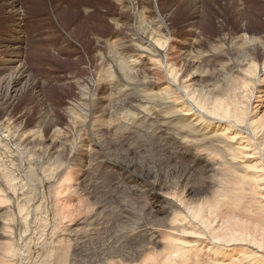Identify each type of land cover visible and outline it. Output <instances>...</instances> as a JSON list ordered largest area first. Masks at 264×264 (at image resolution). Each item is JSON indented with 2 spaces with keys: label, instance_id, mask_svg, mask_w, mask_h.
I'll use <instances>...</instances> for the list:
<instances>
[{
  "label": "rangeland",
  "instance_id": "1",
  "mask_svg": "<svg viewBox=\"0 0 264 264\" xmlns=\"http://www.w3.org/2000/svg\"><path fill=\"white\" fill-rule=\"evenodd\" d=\"M9 1L10 0L7 1L6 6L13 3ZM14 1L16 4H14L11 10L6 9L2 3L0 5V65L4 58L9 61L11 60L12 64L9 70L0 71V137L2 136L0 138V142L2 143H0V157L2 158V160L0 159L2 161L0 162V170H8L7 172L10 170L9 173L11 175L14 173L16 174L17 172L20 175L17 174L16 176L14 174V176H16L15 179L13 178L14 181L21 180L23 183L17 181V183H19V185H17L20 188L18 189L16 186L17 188L15 189L18 194L16 196L19 200H16V202L14 201L12 204V201L8 199V195L3 194L5 192L7 193L9 190L7 186H5L4 180L1 176L0 180H3L2 183L4 185L0 183V191L2 190L0 192V198H3L5 195L7 197L3 198L5 205L2 199H0V215L5 214L0 217L1 219L4 221L6 219L11 226L14 227V222L16 221V207L14 204L20 201L19 204H23H17L22 210L24 209L29 216L26 227H29L31 217L41 216L39 217L43 221L42 223L39 222L38 230H34L37 234L39 233V230L45 231L46 229H53V226L56 227L54 230L57 231L58 229V234H62L60 236V238L63 237L62 239H67L68 236L65 234L69 235V231L72 232L76 230V232H86V235L84 236L73 237L72 235L71 238L68 237L71 241L75 242L76 240L75 244L78 243L84 246L82 250L86 251L85 254L79 251V254L82 255L81 258H87L86 255L100 256L103 252L104 246H106V251L103 253L105 254L108 252L109 255H117L118 253V255L126 253L129 254V256L134 255L133 251L138 252V247L141 248V246L155 248L153 252L158 254L160 252V247H157L156 243L153 242H156L160 238L155 239L156 236L154 233L156 231L160 234L164 233L170 217L166 214H160L157 210H149V189L145 186L143 188L135 182L129 183L119 172L115 170L113 171L107 166L108 161L116 159H125L126 162L131 161V164L135 167L137 166V171L149 172L152 181L160 183L162 185V192L168 195L169 198L171 196L170 199H176L174 201H177L178 196L182 199V202L185 201L186 203L188 202V204L191 202L192 204L193 202L195 203L201 200L211 199L212 194H214L222 201L220 207L222 212H227L228 210L234 212V210L237 209L236 207H238L239 197L228 194V191L234 187V182L232 180L225 182L229 187L226 191H221L218 194L214 193L211 179L216 178V176L211 172L202 171L203 169H200V166L198 167L195 165L193 167V165H190V163L183 159V157L181 158V155L179 153L178 155L175 150L174 152L171 151L173 150L171 143H168L166 139L157 138L153 129L144 127L142 130L132 129L130 131H123L111 135L108 134L104 128H99L100 130H98V132L95 128L92 129L90 123L93 122V120L90 121V123L89 120L91 119L90 116L93 114L92 118L95 122L104 118V122L106 123H117L119 118L124 114H136L138 112L136 109H138V107L142 108L144 105L139 103V99L142 95H145L144 90L146 88L149 90L148 86L145 84H147L148 81L161 83L164 80L165 63H167V67H171L175 70H173L174 72H177V76L186 75L193 71V69L195 70V67H190L192 68L190 69L184 66L181 57L182 55L179 52L183 42H189L190 45L192 44L189 59L192 61L198 59V63L202 64L200 65V69L203 74L205 73L202 84L210 90H213L212 87H208L212 85V82L214 86H220V89L229 88L231 86L229 79L235 77L237 74L236 78L238 77V80H244V76L241 74L244 72L243 70L248 68L246 67L248 66L246 62L251 60V62L256 64L255 69L257 71L255 70L253 72V70H251L250 73H248L249 78L250 76H252V78L254 76L256 77L255 72L259 75L261 73V75L258 76V89L255 87V91L253 85H250L253 89L251 87L249 88V90H254L250 92L253 95L255 94L256 98L254 100L251 99L252 94L248 91L247 97H245L244 100L247 102L251 99V103L248 104L249 106L251 105V107H249V110L251 109V112H249L251 113L250 118H252V120L254 119L256 124L258 122L259 125L257 124V127L261 128V126H263L264 129V51H262V49L264 50V0H131L137 6L139 12L138 17H142L137 18V22L138 19L139 23L141 21L139 24L141 30L147 29L149 31L153 27L155 28L156 33L153 31L154 29L149 33L152 36L153 34L154 36H157V38H154L153 36L152 39H156L158 43L159 41L161 42L159 44V47L160 45L162 47H160V52H163L161 54H165L166 57L163 55L162 57L164 59L161 58V60L163 59L165 61L162 60L160 63L157 61L158 59L156 57L147 56L148 58L146 57V59L143 60L147 68L143 66L144 68H142V70L137 69L132 71L131 75L138 73L134 75L135 77L129 74L126 75L127 78H122L124 80L127 79V81H122V79L119 78L121 75L112 68H115V63H124L127 55L129 57L131 54V50L124 47L125 44L123 39L124 37H129L128 34L130 32L127 28H129V25L133 22L130 21L133 20V18L131 14V18L126 14H120V8L117 7V3H115L114 0H65L66 3L63 0ZM68 1H71L70 3H72L74 8L70 9L72 12L71 14H67L69 8H71ZM92 1L94 4H92ZM142 7L143 9L141 10ZM144 8L146 10L144 11L145 13L143 12ZM86 9L87 11L89 10L88 13ZM15 14L20 15V17H17L18 20L22 21L19 26H17V22H13L12 15ZM119 15H122V17ZM142 15L145 16L144 19V16ZM152 15L155 16L153 17ZM147 17H153L150 19L151 22L147 20ZM163 17V21L165 22L163 23V26L167 28H165V31L162 30L159 23H157L162 22ZM117 20H120V25L119 22L116 25L115 21ZM142 21L145 23H142ZM156 28L161 30L157 33ZM17 33H20V35H17ZM119 33H121L119 35L120 37L116 35ZM155 34H160V37ZM158 37L159 39L162 37V41L158 40ZM165 37L168 40L166 44H164L166 46H163L162 43H165V41H163ZM171 37L173 40H171ZM194 37L197 38L194 39ZM14 38H20L22 41L21 46L18 47L16 45H11V42L15 40ZM193 40L195 44L193 43ZM112 41L118 42V48L116 46L109 47L111 46L110 43ZM155 46L160 50L157 44ZM259 47L262 49H259ZM101 50L104 51L101 52ZM108 51L111 52V58L108 57ZM104 53H106L107 56H105ZM116 54L118 58H120L119 56H122L121 58L124 60L120 61ZM210 54L211 57L209 58ZM98 56L99 60L102 58L100 63L97 60ZM204 56L206 57L204 58ZM154 58H156V60ZM110 60L112 61L110 62ZM217 61H219L220 64ZM157 64H160V66L164 68H160V66L158 67ZM238 64H241V67ZM109 65L111 68L109 67L108 69ZM231 66L232 69L229 68ZM236 66L238 67L236 68ZM7 67L9 66H3L2 69ZM240 68L241 70L238 71ZM106 69L109 70V72L108 70L107 72L110 73V75L112 73V76L107 74ZM196 69L197 71H200L199 68ZM98 70H100V72ZM111 70L114 71L111 72ZM224 71L227 72L226 76L223 74ZM240 71H242L241 74L238 73ZM16 72L22 73L21 75H23V78L19 80L18 83L16 82L17 84L11 86V80L15 79L14 75ZM97 72L99 73L97 74ZM212 73L213 76L211 78L210 75ZM100 74L103 75V77ZM115 74H118L119 76ZM243 74L245 75L246 72ZM216 76L217 78H215ZM96 77L98 79H95ZM99 77L101 80L103 79L102 82H100L101 80L99 81ZM104 78H107L106 82ZM159 78H161V80ZM97 80L99 82H97ZM116 82H119V84L117 85ZM162 84L166 83L162 82ZM104 88L106 89L104 90ZM238 89L240 90V87H238ZM238 89L236 93L238 92L240 95L239 98H242V96L244 97V94L242 93L241 96V92L238 91ZM113 90H115V92H113ZM7 91L11 92L10 95L7 94ZM248 94H250L251 97ZM3 105H5V108ZM140 105H142V107ZM73 119H75V123L81 122L79 129L75 126ZM80 119L84 120L81 121ZM82 124L85 125L83 126ZM57 130L59 135H57ZM33 132H36L35 135H32L34 137L31 136V133ZM141 132L142 134H140ZM93 133L95 135H93ZM21 136H25L23 139H26V142L21 144L22 146L12 141L15 138L20 140L22 138ZM56 137L58 141L56 140L55 142L54 138ZM243 137H245V135L241 138ZM32 138L34 140H32ZM27 140H29V142ZM80 140H86L88 143L85 144L84 147H81ZM165 140L167 144L165 143ZM242 144L243 147L247 144L244 139H242ZM14 145L15 148L13 147ZM23 145H25L24 149ZM86 145L87 147L89 146L88 149H90V153H88L87 156L81 150V148L85 149ZM165 145L166 147H164ZM5 147H7L8 158L4 151L6 150ZM11 148L17 152H12ZM19 149L25 151V153L22 152L24 153L22 154ZM10 150L11 152H9ZM2 151L5 153L3 154ZM70 152H72V154L74 153L73 158H71L72 154ZM13 153L16 155H13ZM20 153L21 156L19 155ZM23 156L27 162L29 161L28 163L24 161ZM9 157H13L12 160L15 159V157L16 159L15 161H12ZM105 157L109 160L107 159L106 161ZM101 160H104L103 163H101ZM41 161L43 163H39ZM8 162L10 164H8ZM5 163L6 165L8 164L7 166H9L10 169ZM24 163H26V166L22 165ZM13 165H15V167H13ZM16 165L18 166L16 167ZM28 166L30 167V174L34 179L36 178L34 181L35 183H27L30 180L27 173H25L27 172L26 168L29 169ZM198 168L200 171H198ZM41 169L46 170L43 171ZM37 170L39 173L42 171L53 173V177L56 176L55 181L48 186L40 188L39 183L41 177L37 175L39 174ZM12 171L14 172L11 173ZM22 173H25L26 175L24 174L23 176ZM58 173L59 175L57 176ZM14 176L12 175V177ZM37 180H39V182H37L38 184L36 183ZM20 182L22 184L27 183L28 187L26 184H21L23 188L26 187V189H24L25 191H22L23 188H21L22 186L20 185ZM33 184L38 186L35 187ZM183 189H192V192H184V194ZM173 194L176 195V198L172 196ZM24 197L27 198L25 199ZM20 198H24V200H21ZM59 201L61 203H59ZM7 202L9 206H7ZM29 202L31 203L30 206L33 208H35V206L39 207V214L38 211H27L30 204ZM55 202L59 204L57 206H60V210L63 208L61 211L64 210V214H61V211H59ZM234 203L235 205L231 206ZM245 205L246 201L244 200L238 210L240 209L244 211ZM10 209H14V211ZM7 210L9 212H7ZM29 212L31 213V216L29 215ZM55 212L60 213H57L58 215H56ZM236 213V215L240 214V212ZM59 214H61L62 217H60ZM6 215H8V217ZM230 215L232 216V214H229V216ZM63 216H66L67 218L65 217V219ZM9 217L10 219H8ZM58 217L60 218L58 219ZM55 224L58 226H55ZM59 226L61 229L62 226L64 227L62 229L63 232L60 230L61 233L59 232ZM19 230L21 232L23 228ZM28 233L30 236L33 235L31 234V230H29ZM36 233L34 234V237L37 236ZM152 236H154V238H151ZM160 258H162V256H160Z\"/></svg>",
  "mask_w": 264,
  "mask_h": 264
},
{
  "label": "bare ground",
  "instance_id": "2",
  "mask_svg": "<svg viewBox=\"0 0 264 264\" xmlns=\"http://www.w3.org/2000/svg\"><path fill=\"white\" fill-rule=\"evenodd\" d=\"M7 1L8 0H0V5L2 3V5L4 4L3 6H5L6 9L11 10L12 7L14 6V4H16V2L14 0H10L13 3L8 4L6 6ZM63 1L65 2V0H63ZM114 1H115V3H117L116 4L117 7L120 8L119 9L120 14H126V15L130 16V18L132 15V18H133V20H130L133 22L129 25V28H127L130 32L129 33L127 31L129 33L128 34L129 37H124V39H123L124 44H125L124 47L129 48V50H131V54L129 53L130 54L129 57L127 55L126 60L123 59L124 63H122V64L121 63L120 64L115 63L116 66H114V64L112 63L113 66L115 67L112 69H115V71L119 75H121V77L118 74H115V75H118L119 78H121V79L123 77L125 79V77L127 78L126 75H129V74L131 75L132 71H135L137 69L142 70V68H144L143 66H145V64H144L145 62L143 60L146 59L147 56L156 57L158 59L157 60L158 62H160L164 59L162 57L163 55H164V57H166V56H165V54H163V55L161 54L163 52H160L162 47L160 45V47H161L160 48L159 44L161 42L159 41V43H158L156 39L155 40L152 39L154 34L152 36L149 33L152 29H154L153 31L155 32V28L154 27L152 28V26L150 25L152 29L150 28L151 30L148 31L147 29H145L146 28L145 27L146 25H145L144 26L145 30H141L140 25H139L141 23V21L139 23V19H138V22H137V18H140L141 16L138 17L139 12H138L136 4H134V2L131 0H114ZM70 2L71 1H68V4L71 8H69L67 14L72 13L70 11V9H72L73 6H72V3H70ZM149 2H151V1H149ZM92 4H94L93 1H92ZM143 4H144V2H143ZM154 4H155V1H154ZM154 4H153V6H154ZM155 6H156V4H155ZM142 9H143V7L141 8V10ZM86 11H87V9H86ZM144 11H146L145 8H144L143 12ZM88 12H89V10L87 11V13ZM119 16L122 17V15H119ZM142 16H144V15H142ZM148 16H150V15H148ZM17 17H20V15L19 14L12 15L13 22L14 21L17 22V26H19L22 21L18 20ZM144 18H145V16L143 17V19ZM147 18H148L147 20H149V21H150V19H152L151 17L150 18L147 17ZM147 20H146V23H147ZM154 20H153V22H154ZM163 20H164V17L162 19V22H157V23H159L160 28L165 31L166 27L163 26V23H165ZM144 21H142V23ZM156 21H157V19H156ZM115 22H116V25L118 24V22L120 25V20H117ZM126 24H128V23H126ZM118 28H117V31H118ZM160 30L157 29V33ZM164 31H163V33H164ZM120 34L121 33L116 34V35L119 36ZM17 35H20V33H17ZM155 35H158V34H155ZM123 36H125V35H123ZM155 37L157 38V36H154V38ZM159 37H158V40H161L162 37H161V39H159ZM196 38L194 37V39H196ZM14 39L15 40H13L11 42V45H16L18 47L21 46L22 41L20 40V38H18V39L14 38ZM167 40L168 39H166V37L163 39V41H165V43H162L163 46H166L164 44H166ZM171 40H173L172 37H171ZM117 43L118 42H116V41H112L110 43L111 46H109V47L116 46L118 48ZM193 43H194V40H193ZM156 44L158 45L160 50L155 46ZM191 45L189 42H187V43L183 42V44L181 45V48L179 49V47H180L179 46L178 49L182 55L181 57H182L184 66L188 67V68L195 67V70L193 69V71L189 72V74L177 76L176 75L177 72H174L175 70L173 68L167 67L168 65H167V63H165L167 66L165 65V77L163 76L164 80L162 82L163 83L165 82L166 84H162V82L161 83H158V82L153 83L151 81H148V83L145 85L148 86L149 90L146 88L144 90L145 95H142L141 98L139 99V103L144 104V105H143V107H142V105H140L142 108L138 107V109H136L138 111L136 114H134V113L133 114H128V113L124 114L119 118V121L117 123H115V122L106 123V122H104L105 121L104 118L99 119V120H97V122H95V120L92 118L93 114L92 115L90 114L91 119L89 120V123H90V121L93 120V122L90 123L92 126V129L95 128L96 131L98 132V130H100L99 128H104L108 132V134H111V135H114L116 133L123 132V131H130L132 129L142 130V128H144V127L145 128L149 127L150 129H153L157 135V138L166 139L168 141V143H171V145L173 147L172 148L173 150H171V151L174 152V150H175L177 152V154L179 153L181 155V158L183 157V159L188 161V163H190V165H193V167L195 165H197L198 167L200 166V169H203L202 171L211 172L216 176V178H214V179L210 178L212 183H213V187H214L213 192L214 193L218 194L221 191H226L229 187L225 184V182L226 181L229 182L232 180L234 182V187L230 191H228V194H232L235 197H239L238 207H236L237 209H235L234 212L229 211V210L227 212H222L221 208H220L222 201L219 200V197L217 195H214V194H212L211 199H207V200H201L200 199L201 201L195 202V203L193 202L192 204H191V202H190V204H188V202L186 203L185 201H184L185 203L182 202V199L179 198L178 196H177V198H178L177 201H174L176 199H170L171 196L169 198L168 195H166L165 193L162 192V185L160 183L152 181L151 175L149 172L137 171V169H136L137 166L135 167L133 164H131L130 160H129L130 162H126L125 159H116L113 161H108L107 166L111 170H113V171L115 170V171L119 172L124 177V179L127 180L129 183L135 182L139 186L141 185V187H143V188L145 186L147 189H149V192H148L149 193L148 198L150 200L149 210H152V211L157 210L160 214H166L167 216L170 217L169 223L166 226V231L164 230V233H162V234H160L158 231H156L154 233L156 236L155 239L160 238L156 242L152 241L153 243H156L157 247H160V252L158 254L153 252V250L155 248H149V246H146V247L141 246V248L138 247V252L133 251L134 255L129 256V254H127V253L122 254V255H118L119 253L117 255H109L108 252H106L105 254L103 253L104 251H106V246H104L103 252L100 254V256L98 254H97L98 256L86 255L88 260H87V258H81L82 255L79 254V251H81V253L83 252L85 254L86 251L82 250L84 248V246H82L78 243L75 244L76 238L73 239V240H75V242H74V241H71L68 237L71 238L72 235H73V237L84 236V235H86V232H83V231H77L76 232V230L72 231V232L69 231V233H68L69 235L65 234L66 236H68L67 239H65V238L62 239L63 237L60 238V236L62 234L61 235L58 234V232H57L58 229H57V231L54 230V228H56V227H54L52 225L53 229L50 228V229H46L45 231L39 230L40 234L38 233L39 234L38 235L35 231L38 230L37 228H38L39 222L42 223V221H43L40 218L41 216L39 215L40 216L39 217L37 215L38 217H35V216L31 217V220H30L31 223H30L29 227H26V224L28 223L27 219L29 216L26 214L24 209L23 210L21 209V207L19 205H22L23 203L19 204V202H20L19 201V202H17L19 205L17 203L14 204L16 207L15 208L16 209V213H15V215H16L15 220L16 221L14 222L15 223L14 227H12L11 224L6 219L4 221L3 219L0 218V264H94V263L95 264H264V129H263V126H261V128L257 127L258 122L256 124L254 119L252 120V118H250L251 113H249V112H251V109L249 110V107H251V105L250 106L248 105L249 103H251L250 102L251 99L254 100L256 98L255 94L253 95L251 92L254 91L255 87L258 86L257 85V83L259 81L258 76H260L261 73L259 75V74H257V72H255L256 73L255 75L258 78H256L255 76L253 78H252V76H250V78H249L248 73H250L251 70H253V72L256 70L255 69L256 64L251 62V60L250 61L248 60L246 62V64H248V66H246V64H245V66L248 68L245 69L246 71L242 69L244 71L243 73L246 72V74L245 75L243 73L241 74L242 71L238 72L239 74L244 76V80L241 77L240 78L242 79V81H240V79L238 80V77L236 78V76L238 75L237 71H236L237 75L235 77H232L231 79H229V83L231 84V86L229 88H227V89L221 88L220 89V86L219 87L214 86L213 82H212V85L210 84L211 86H208V87H212L213 90L207 89V87L202 84L203 78L205 77L204 76L205 73L203 74L202 70L200 69V65H202V64L198 63V59L193 60V61L189 59V57L191 55L190 54L191 53L190 52ZM260 46H261V44H260ZM119 48H120V46H119ZM259 49H262V48L259 47ZM108 50H109V48H108ZM103 51L101 50V52H103ZM115 51H114V53H115ZM163 51H165V50H163ZM262 51H264V50L262 49ZM118 52H119V50H118ZM122 52H124V51H122ZM127 52H129V51H127ZM194 52H196V51H194ZM253 52H254V50H253ZM253 52H252V55H253ZM108 53H109L108 57H110L111 52L108 51ZM112 53H113V50H112ZM104 54H105V56H107L106 53H104ZM121 54H123V53H121ZM121 54H119V55H121ZM213 54L216 55L215 53H213ZM96 56H97V54H96ZM105 56H103V57H105ZM116 56H117V54H116ZM119 57L121 58L122 56H119ZM205 57L206 56H204V58ZM210 57H211V54H210L209 58ZM212 57H215V56H212ZM97 58L96 59L100 63V61H102V58L100 60H99V56ZM117 58H118V56H117ZM120 58H118V59L121 61L122 58L121 59ZM124 58H125V56H124ZM156 58H154V59L156 60ZM161 58H163V59L161 60ZM194 58H195V56H194ZM115 59H114V61H115ZM139 59H141V60H139ZM111 61L112 60H110V62ZM163 61H165V60H163ZM210 62H211V60H210ZM217 62H219V61H217ZM118 63H119V61H118ZM215 63H216V61H215ZM6 64L9 67L2 69L3 66H7ZM219 64H220V62H219ZM11 65H12L11 60L9 61L8 59L4 58L1 61L0 71L9 70ZM101 65H102V62H101ZM141 65H142V67H141ZM216 65H217V63H216ZM224 65H225V63H224ZM235 65H237V64H235ZM238 65H240V67H241V64H238ZM159 66H160V64L158 65V67ZM109 67H110V65L108 66V69H109ZM222 67H224V66H222ZM237 67L238 66H236V68ZM145 68H147V67L145 66ZM160 68H164V67L160 66ZM196 68H199L200 71H197ZM229 68L232 69V66ZM236 68H235V70H236ZM102 69H100V70H102ZM108 69H106V72ZM190 69H192V68H190ZM100 70H98V71L100 72ZM239 70H241V68L238 69V71ZM112 71H114V70H111V72ZM99 72H97V74ZM106 72H105V74H106ZM108 72H109V70H108ZM108 72H107V74L110 75V73H108ZM21 74L22 73H18V72L15 73V75H14L15 79L11 80V83H10L11 86L17 84L19 82V80H21L23 78V75H21ZM136 74H138V73H136ZM136 74H134V75H136ZM223 74H224V76H226L227 72L224 71ZM148 75H149V73H148ZM150 75H152V74H150ZM217 75H218V73H217ZM96 76H98V75H96ZM101 76L103 77V75H101ZM110 76H112V73ZM212 76H213V73L210 75V77L212 78ZM215 78H217V76ZM16 79H17V81H16ZM95 79H98V78L96 77ZM106 79H105V82L107 81ZM124 79H122V81ZM159 79L161 80V78H159ZM100 80H101V78L99 79V81ZM102 80L100 82H102ZM117 80H119V79H117ZM213 80H214V78H213ZM99 81L97 80V82H99ZM124 81H127V79ZM116 83H117V85L119 84V82H116ZM143 83H145V82H143ZM104 85H106V84H104ZM111 85H115V84H111ZM250 85L254 86V90H249L250 87L252 88V86H250ZM216 87H217V90H216ZM224 87H226V86H224ZM238 87H240V90L238 89ZM98 88H99V86H98ZM106 88H107V86H106ZM106 88H104V90ZM237 89H238V91L241 92V96H242V93L244 94V97L242 96L243 101H242L241 97H240L241 99L239 98L240 95L238 94V92L236 93ZM257 89H258V87H257ZM109 90H111V89H109ZM116 90H117V88H116ZM128 90H129V88H128ZM4 91H5V89H4ZM248 91L249 92L251 91L250 94H252V98L246 102L244 99H245V97H247ZM113 92H115V90H113ZM10 93H11L10 91H7V94L10 95ZM250 94H248V95L250 96ZM106 98H107V96H106ZM89 100H90V98H89ZM239 100H241L242 103ZM136 101H137V99H136ZM258 101H260V100H258ZM243 102H244V105H243ZM257 102H253V103H257ZM3 106L5 108V105H3ZM258 106H261V105H258ZM80 120L82 121L84 119H80ZM73 121L75 123V119H73ZM76 121H77V119H76ZM83 123H84V121H83ZM95 123H96V125H95ZM80 125H81V122L75 123V126L78 127V129H79ZM82 125L84 126L85 124H82ZM57 132H58V130H57ZM138 132H140V131H138ZM94 133H95V131H94ZM94 133H93V135L96 134V133L95 134ZM33 134L35 135L36 132L31 133V136ZM103 134H105V133H103ZM140 134H142V132ZM28 135H26V136H28ZM57 135H59V132ZM243 135H245V137L241 138ZM32 137H34V136H32ZM37 137H38V135H37ZM23 138H25V136L22 137L20 140L16 139V138L15 139L12 138L13 139L12 141L18 145H21V144L26 142V139H23ZM121 138H119V139H121ZM54 139H55L54 141L56 142L57 137ZM242 139H244L245 143H247L246 146H244V147L242 144ZM4 140H5V138H4ZM29 140H27V141L29 142ZM32 140H34V139L32 138ZM128 140H126V141H128ZM166 140H165V143H166ZM0 141H1V139H0ZM160 141H161V139H160ZM87 143H88V141H86V140H80V146L81 147H84L85 144H87ZM128 143H130V142H128ZM137 144H138V142H137ZM156 144H158V143H156ZM15 145L13 146L14 148H15ZM122 145H123V143H122ZM160 145H163V144H160ZM24 146L25 145H23V149L25 148ZM2 147H4V146H2ZM26 147H27V145H26ZM29 147H30V145H29ZM88 147L86 145L85 149L81 148V150L86 154V156L88 153H90V149H88ZM138 147H140V146H138ZM164 147H166V145ZM12 148H11L12 152H15L16 150L14 151L13 150L14 148L13 149ZM5 149L6 150H4V151L6 152V157L8 158L7 147H5ZM8 149H9V147H8ZM162 149H164V148H162ZM11 150L9 152H11ZM131 150H132V148H131ZM29 151H30V149H29ZM73 151H75V150H73ZM22 152L25 153V151H21V153ZM2 153H3V151H2ZM21 153L19 154L20 156H21ZM24 153H22V154H24ZM70 153L72 154V152H70ZM73 154H72V157L70 156L71 158H73ZM13 155H16V154L13 153ZM49 155H50V153H49ZM1 156H2V154H1ZM81 156L84 157L83 155H81ZM123 156H125V155H123ZM9 158H11V157H9ZM12 158H11V160H12ZM0 159L2 160L1 157H0ZM15 159H16V157H15ZM15 159H13V160L15 161ZM107 159L105 157L106 161H107ZM1 160H0V162H2ZM32 160H33V158H32ZM24 161L26 163L29 162V161L28 162L26 161L25 157H24ZM103 161L101 160V163H103ZM173 161H174V159H173ZM178 161H179V159H178ZM6 162H7V160H6ZM26 163H24L22 165H25ZM39 163H43V162L41 161ZM8 164H10V163L8 162ZM12 164H11V166H12ZM5 165H6V163H5ZM17 166L18 165H16V167ZM29 166H31V165H29ZM29 166H28L29 169L26 168L27 172H25V173H27V176L29 177L30 180L29 181L26 180V181H28L27 183H29V182L33 183L36 178L34 179V177L30 174V167ZM7 167L9 168V166H7ZM13 167H15V165H13ZM188 168H189V166H188ZM200 169L198 168V171H200ZM41 170H43V169H41ZM41 170H39V171H41ZM45 170H43V171H45ZM7 171H5L4 169L0 170V179L2 176V179L4 180V184H5V186H7L8 190H9V191H7V188H6V191L8 194L6 192L3 194L8 195V197H9L8 199L10 201H12V204H13L14 201L16 202V200H19L16 196L18 194L16 193L15 188H17L19 185V183H17V181H21V180L16 179L17 181H14V179L18 173L17 172H16V174L14 173L16 176H14V174H12L14 176V177H12V175L9 173L10 170H9V172H7ZM35 171H36V169H35ZM43 171L39 173L37 170V172L39 173L37 175L39 177H41L40 183H39L40 188L48 186L50 183L54 182L55 178H56V176L53 177V175H54L53 173L43 172ZM13 172L14 171H12L11 173H13ZM59 173H61V172H59ZM59 173L57 174V176L59 175ZM24 174L22 173L23 176H24ZM18 175H20V174H18ZM18 179H21V178H18ZM23 179H26V178H23ZM3 180H0V183H2ZM31 180H33V181H31ZM23 181H25V180H23ZM21 182H20V185L23 183V182L22 183ZM37 182H39V180H37L36 183ZM27 183H25L26 186H27ZM25 184H22V185H25ZM3 185H2V187H3ZM33 185H35V184H33ZM37 186L35 185V187H37ZM19 188L20 187H18V189ZM21 188H23V186ZM0 189H1V187H0ZM24 189H26V187L23 188L22 191ZM184 192L185 193H191L192 189H183V193ZM20 193H21V190H20ZM26 194H27V192H26ZM6 195L4 197H6ZM186 195H188V194H186ZM52 196H53V193H52ZM55 196L58 197L57 195H55ZM172 196H174L176 198V195L173 194ZM3 198H0V199H2V201L4 202ZM24 198L26 199L27 197H24ZM24 198L23 199L20 198V199L24 200ZM28 200H26V201H28ZM244 200L246 201V205L244 206V211H242L240 209L238 210L242 201H244ZM59 203H61V202L59 201ZM6 204H8V202ZM4 205H5V202H4ZM30 205H31V203L29 204L27 211H31V210H33L35 212L38 211V214H39V207L35 206V208H33ZM57 205H59V204L56 203V206ZM234 205H235V203L232 204L231 206H234ZM7 206H9V204ZM24 206H22V207H24ZM59 207H58V209H59ZM6 208H8V207H6ZM10 210H12V209H10ZM54 210H56V209H54ZM54 210H53V212H54ZM61 210L59 209V211H61ZM12 211H14V209ZM7 212H9V211L7 210ZM63 212H64V210L61 211V214ZM236 212H238V213L240 212V214L236 215L237 214ZM55 213H56V215H58L57 213H60V212H55ZM61 214H59L60 217H62ZM229 214H232L233 217L231 215H230L231 216L230 217ZM4 215L5 214H2V215H0V217L4 216ZM8 215H6V216L8 217ZM29 215L31 216V213ZM51 215H53V214H51ZM12 216H13V214H12ZM53 217H51V218H53ZM60 217H58V219ZM63 217L65 218L66 216H63ZM64 218H62V219H64ZM8 219H10V217ZM12 219H14V218H12ZM54 219H56V218H54ZM47 220H48V218H47ZM10 222H13V221H10ZM62 222H63V220H62ZM55 226H58V225L55 224ZM21 228H23V230H21V232H20L19 229H21ZM63 228L64 227L62 226V229ZM65 228H67V227H65ZM44 229H45V227H44ZM62 229L60 227L59 232H60V230H61V232H63ZM29 230L32 231V233H31V234H33L32 236H30V234L28 233ZM34 232L37 234L36 237H34V234H35ZM151 238H154V236H152ZM155 239H153V240H155ZM145 244H147V243H145ZM109 251H111V250H109ZM160 256H162V258H160Z\"/></svg>",
  "mask_w": 264,
  "mask_h": 264
}]
</instances>
